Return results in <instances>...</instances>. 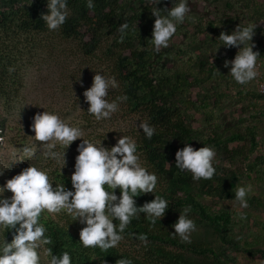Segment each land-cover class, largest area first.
Returning a JSON list of instances; mask_svg holds the SVG:
<instances>
[{
    "label": "trees",
    "instance_id": "trees-1",
    "mask_svg": "<svg viewBox=\"0 0 264 264\" xmlns=\"http://www.w3.org/2000/svg\"><path fill=\"white\" fill-rule=\"evenodd\" d=\"M204 2L200 8V2ZM68 0L72 15L61 26L66 38H81L88 33L89 41L82 47L92 54L103 40L114 58V69L120 91L127 93L123 101L132 112L143 113L156 127L149 139L143 129L138 139V152L144 156L149 171L158 174L156 192L169 200L162 219L150 227L146 213L133 217L124 236L138 239L147 233L142 254L121 251L117 247L102 250L85 248L79 242L83 227L64 224L47 211L41 222L52 237L53 253L69 251L73 264H116L126 257L133 264H239L236 254L260 255L264 258V140L261 138L264 120V96L255 80L238 84L225 67L226 59H234L238 48L214 45L222 31L231 34L241 22H257L254 51L264 70V0H189L190 15L178 25L167 48L153 50L151 43L154 21V0ZM173 0H161L157 7H172ZM48 11L47 0H0V65L10 64V50L15 48L17 31L47 29L42 13ZM129 24L128 34L120 41L119 27ZM82 40V39H81ZM215 52V53H214ZM199 116V117H198ZM191 143L197 149L205 144L216 149L217 172L211 179L194 180L192 173L176 166V151ZM41 161L37 160L38 166ZM44 168V167H43ZM50 179L73 187L71 175L60 169L49 170ZM251 182L254 194L248 197L247 219L229 206H213L204 198L220 202L235 200L234 189L239 183ZM120 195V189H116ZM155 198V193H140L137 205ZM192 206L189 215L197 230L191 243L182 242L172 233V225L180 211ZM71 220V221H72ZM79 219L76 220L78 222ZM118 222V221H114ZM14 229L2 230L11 242ZM242 237V239H238Z\"/></svg>",
    "mask_w": 264,
    "mask_h": 264
},
{
    "label": "clouds",
    "instance_id": "clouds-1",
    "mask_svg": "<svg viewBox=\"0 0 264 264\" xmlns=\"http://www.w3.org/2000/svg\"><path fill=\"white\" fill-rule=\"evenodd\" d=\"M152 13L156 17L151 43L155 52L167 48L176 34L178 25L186 19H195L190 15L189 0H173L172 7L161 9L157 7L161 0H154ZM87 6L93 8L94 0H87ZM48 11L42 13L49 30H59L69 16L68 0H47ZM257 22H241L229 34L222 31L216 39L221 43L214 45L217 52L223 45L227 48H238L234 59H226L225 67L230 66V76L241 85H247L255 80L260 71L258 68L259 51H254L255 29ZM120 41L128 34L129 24L123 22L119 27ZM214 52V53H215ZM120 82L115 75L96 71L91 87L85 89L84 97L89 103L87 112L95 116L97 121L111 118L120 108V103L127 101V93L109 99L112 89H119ZM37 112L32 118L31 128L35 139L42 142L40 148L43 155L66 166V152L57 148L67 147L83 137L77 146L74 172L71 175L73 187L67 188L65 183L50 179L49 170L38 167L31 162L30 166L0 184V227L14 229L13 239L9 242L6 236L0 239V264H73L69 251L53 253L52 237L46 235L47 227L41 222V215L66 212L76 221L79 219L85 226L80 230V243L85 248H100L107 250L116 247L124 238L133 217L146 213L150 227H155L156 221L162 219L169 207V200L156 192L159 182L158 174L149 171V167L141 160L137 142L129 135L117 137V142L106 147L102 141L96 142L86 138L85 130L64 118L58 111L49 110ZM81 108V107H80ZM139 129L151 139L156 133V127L147 119L139 120ZM32 136V135H30ZM4 137H0V140ZM23 153L33 156L36 149L24 144ZM176 166L182 171L192 173L194 180L211 179L217 172L215 167L216 149L205 144L196 148L191 143L176 151ZM4 171H0L3 175ZM120 189L117 195L116 189ZM10 190L11 196L4 193ZM155 193V198L138 206L136 197L140 193ZM251 182L239 183L234 189L235 200L239 202V217L247 219L249 208L248 197L254 194ZM189 204L180 211L178 220L172 225L182 242L191 243L192 233L197 230V224L189 213ZM118 221V222H114ZM138 239L147 243V233L138 234ZM242 239V237H238ZM116 264H133V261L122 257Z\"/></svg>",
    "mask_w": 264,
    "mask_h": 264
},
{
    "label": "rangeland",
    "instance_id": "rangeland-1",
    "mask_svg": "<svg viewBox=\"0 0 264 264\" xmlns=\"http://www.w3.org/2000/svg\"><path fill=\"white\" fill-rule=\"evenodd\" d=\"M203 4V1L200 2V8ZM71 15L72 10L69 8V16ZM61 29L53 31L47 27L44 31H17V36L14 34L15 48L9 54L10 64L6 68L0 65V137H4L0 140V171H4L0 175V184L6 183L7 179L30 166L31 162L38 166L37 160L48 170H61L63 167L54 159L44 156L43 149L40 148L42 142L33 137L35 133L31 128L32 118L37 112L46 110L43 106L58 111L64 118H71L72 123L85 130L86 138L102 141L106 147L113 146L117 137L122 135H129L138 143L142 129L137 124L140 123L139 120L145 119L143 113L130 111L124 102L120 103L119 110L109 119L97 121L95 116L87 112L89 103L85 100L84 91L91 87L95 72L103 71L116 76L114 58L106 49L107 41L103 40L95 52L88 54L82 47L83 41H89L88 33H84L81 38H66ZM120 94V88L112 89L109 99H115ZM261 124V138L264 140V120ZM81 140L83 137L73 141L68 149L57 145L58 150L67 151V163L63 171L70 174L74 172L77 146ZM24 144L35 148V155L23 153ZM140 156L147 166L144 156ZM4 195L11 196L12 192L8 190ZM203 201L213 206L240 209V205L234 202H220L209 198H204ZM50 214L54 217L58 215ZM261 215L264 217V211ZM59 219L70 226H85L68 215H62ZM3 229L0 227V239ZM194 234L192 233V238L195 237ZM144 243L124 236L116 247L121 251L142 254ZM236 256L239 264H264V258L260 255L237 253Z\"/></svg>",
    "mask_w": 264,
    "mask_h": 264
},
{
    "label": "built area",
    "instance_id": "built-area-1",
    "mask_svg": "<svg viewBox=\"0 0 264 264\" xmlns=\"http://www.w3.org/2000/svg\"><path fill=\"white\" fill-rule=\"evenodd\" d=\"M258 68L260 71V75L255 79L257 90L261 95L264 96V70H263V64L261 61H257Z\"/></svg>",
    "mask_w": 264,
    "mask_h": 264
}]
</instances>
